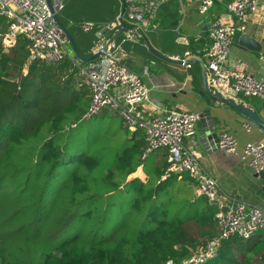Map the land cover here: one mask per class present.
<instances>
[{
	"label": "trees",
	"instance_id": "1",
	"mask_svg": "<svg viewBox=\"0 0 264 264\" xmlns=\"http://www.w3.org/2000/svg\"><path fill=\"white\" fill-rule=\"evenodd\" d=\"M159 14L162 23L178 24L179 0L166 1ZM7 26L0 15V264H182L205 246L218 231L216 209L195 196V182L184 174L164 178L167 151L162 160L152 152L147 168L141 159L146 141L127 126L125 140L115 124L109 138L98 132L88 148L77 129L85 122L90 92L83 81L74 84L75 61H34L24 75L28 42L21 37L5 52ZM90 36L95 46L100 38ZM74 40L83 55L94 54L83 53V38ZM71 88V101L59 107L57 92ZM140 166L147 180L129 178ZM74 221L68 238L40 248L37 231L54 238ZM262 241L264 234L234 237L202 264H264Z\"/></svg>",
	"mask_w": 264,
	"mask_h": 264
},
{
	"label": "built area",
	"instance_id": "2",
	"mask_svg": "<svg viewBox=\"0 0 264 264\" xmlns=\"http://www.w3.org/2000/svg\"><path fill=\"white\" fill-rule=\"evenodd\" d=\"M117 1L121 5V13L115 20L80 24L83 31L94 32L101 39L98 49L109 39L105 36L107 32L117 33L127 25L130 26L127 32L133 34L157 28L158 11L167 0ZM217 1L200 0L198 7L200 13L209 15L211 41L205 52L209 88L212 93H219L225 98L245 96L264 101V81L240 63L229 64L234 39L246 29L250 16L259 10L262 0H228L220 15L213 11ZM53 4L55 12L47 0H0V15L8 22L2 34L3 50L10 52L21 37L27 40L29 55L22 69L24 75L28 73V65L34 61L59 63L66 57L73 59L90 92L88 109L81 119H92L105 108L117 112L130 133L142 132L146 141L142 160L152 152L164 149L168 152L164 178L171 174L180 177L184 174L195 182V196L207 198L216 209L218 231L182 264H202L216 256L225 241L234 237L248 240L264 232V210L248 207L244 201L223 194L217 179L203 164L201 154L185 146V138L197 131L201 112L167 110L164 115H157L156 111L163 109L162 103L151 99L150 88L141 76L122 62L121 44L115 40L109 44L104 55L80 64L74 59L71 39L56 18L65 9L66 0H53ZM261 58L264 60L263 56ZM255 126L256 123L250 119L243 122L248 132ZM217 143L228 152H237V139L228 131L220 133ZM241 156L253 170L264 173L263 141L246 143ZM168 264H173V261Z\"/></svg>",
	"mask_w": 264,
	"mask_h": 264
},
{
	"label": "crops",
	"instance_id": "3",
	"mask_svg": "<svg viewBox=\"0 0 264 264\" xmlns=\"http://www.w3.org/2000/svg\"><path fill=\"white\" fill-rule=\"evenodd\" d=\"M227 1H217L213 10L216 15H220L225 10ZM118 2L111 0L108 4L103 0H78L75 10L71 14L59 15V19L73 38L80 40L82 39L80 24L85 21L105 23L115 20L121 13V5ZM179 2L181 19L175 26L162 23L158 14L157 28L150 29L143 35L125 31L117 36V38L121 35L122 38H128L125 42H122V39L119 41L115 39L116 43L121 44L122 62L141 76L150 88L151 99L162 103L163 109L157 110V115H164L167 110L201 112L202 118L197 125V131L191 137L185 138V146L201 154L203 164L217 179L223 194L244 201L248 207L255 206L264 210V175L248 166L241 156L246 143L264 142V129L256 124L251 131H246L243 127V122L249 119L246 115L210 97L203 85V68L200 64L186 65L171 62L153 53L146 45L145 37L163 55L178 59L196 55L202 57L205 64L207 63L205 52L211 41L209 15L198 11L200 0H179ZM66 8L67 2L62 12ZM114 34L116 33L109 32L105 36L111 38ZM244 34L255 38L262 46L261 51L249 49L234 39L229 64L240 63L244 69L264 81V60L261 58L264 57V0L259 10L250 16L246 29L236 38ZM100 41L101 39L94 46L91 42L85 43L80 40L79 46L85 54L95 52ZM87 100H90V97ZM235 101L244 102L264 120V101L261 98L248 100L244 96H239ZM222 131H228L236 137L238 142L236 153L220 148L215 139L209 137L214 133L219 136ZM141 137H143L142 132ZM165 154L166 151L157 150L154 158L162 160ZM133 178L146 181L148 175L143 166L138 168ZM263 234L264 232L259 233V235ZM261 247L264 248L263 241L258 243V248Z\"/></svg>",
	"mask_w": 264,
	"mask_h": 264
},
{
	"label": "rangeland",
	"instance_id": "4",
	"mask_svg": "<svg viewBox=\"0 0 264 264\" xmlns=\"http://www.w3.org/2000/svg\"><path fill=\"white\" fill-rule=\"evenodd\" d=\"M77 1L78 0H66L67 8H66V10L64 12H61L60 15L63 16L65 13L71 14L76 8ZM103 1L108 3V4L111 2V0H103ZM158 14H159V11H158ZM158 14H157V17H158ZM79 31H80V33L82 35L81 37L83 38L84 42L88 43L89 40H90L89 36L91 34L90 33H85L81 29ZM82 80H83V77H81V74L78 73V77L76 79V82L74 83L75 86L79 87V84L81 83L80 81H82ZM62 84H64V83L62 82ZM72 91H73V89L71 88L70 91H66L62 95H60L57 92L58 96H57L56 102H57V105L59 107L65 105V104H67V103H69L71 101L70 97H72V93H71ZM55 95H56V91L55 90H51L52 100H54ZM86 101L89 103L90 100H86ZM113 115H115V116H113ZM123 123H124L123 119H121V117L119 116V114L117 112H114L111 109L107 108V109H104L98 115H96L94 118L89 119V120H85V122H83L80 125V127L77 129V131H78V134L83 137V140L86 142L88 148L92 149L91 146L93 144L94 135L96 133H98V132L99 133L106 132V135H104V136L106 138H109L110 136L107 135V134H108L109 131H111V132L113 131L112 128L114 127L115 124L118 125V126L123 127L121 132H120V139L125 140L124 138L127 137V133L128 132L125 129V126H126L125 123H124V125H123ZM130 134H132V133H130ZM89 140H91V141L89 142ZM158 151L164 152L165 150L164 149H160ZM103 152H105V149L103 150ZM109 153L111 154L112 152H109ZM142 162L146 163L147 168H149V167L151 168L153 166V157L150 156L146 160H142ZM160 163H162V162H160ZM133 177H134V174L130 175L129 178L132 179ZM174 200H175V198H174ZM119 216H120V213H118L117 215L114 214L113 218L114 219H119ZM75 227H76V222L74 221L72 227H70L68 230H64L61 233L56 234L54 238L45 237L43 231H42V233L37 231V234H38V236H39V238L41 240L40 248L44 249L46 247V245L48 246L50 244V242L53 241V240L59 242V241H62L64 239L68 238L71 234H73L71 232L73 231V228H75ZM42 238H44V239L42 240ZM196 251H198V249Z\"/></svg>",
	"mask_w": 264,
	"mask_h": 264
},
{
	"label": "water",
	"instance_id": "5",
	"mask_svg": "<svg viewBox=\"0 0 264 264\" xmlns=\"http://www.w3.org/2000/svg\"><path fill=\"white\" fill-rule=\"evenodd\" d=\"M48 4L51 8V10L53 12L54 11V4H53V0H47ZM58 24L62 27V29L65 31V33L69 36V38L71 39V43H72V47L75 53V60L79 61V62H89L92 61L102 55L105 54V51L108 49L109 44L114 41L115 39H117V36L124 33L125 31L130 30V26L127 25L126 27H124L123 29L119 30L116 34H114L111 38H109L104 44H102L101 48L98 49L97 51L94 52L93 55L91 56H84L73 36L71 35V33L68 31V29L64 26V24L61 22V20L59 19L58 16H56ZM123 24L125 25V23L123 22ZM140 35H143L144 33L140 32ZM146 40V45L148 46L149 50H151L153 53L165 58L166 60H169L171 62L177 63V64H186V65H190L192 63H198L202 66L203 68V85L205 90L208 92V94L210 95V97L214 100L217 101L219 103L231 106L233 108H235L236 110L240 111L241 113H243L244 115H246L250 120H252L253 122H255L256 124H258L260 127H262L264 129V120L259 116V114H257L251 107L247 106L244 102H237L235 101V99L233 98H225L223 97L221 94L219 93H212L209 85H208V70H207V66L204 62V60L202 59V57L200 56H189L188 58H184V59H178V58H172L166 55H163L162 53H160L159 51H157L152 44L150 43V41L148 40V38L145 37ZM235 41H240V43L242 45H244L245 47L255 50V51H261V44L252 36L244 34L238 38H235ZM212 139H215L216 142H218L219 140V136L218 134L214 133L212 136H209ZM208 137V138H209ZM210 139V138H209ZM261 175H264V173H260Z\"/></svg>",
	"mask_w": 264,
	"mask_h": 264
}]
</instances>
